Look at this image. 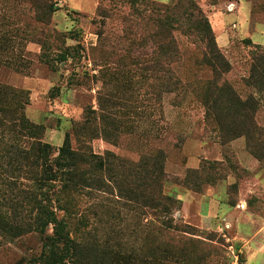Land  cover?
Segmentation results:
<instances>
[{"label":"rangeland","instance_id":"374dc122","mask_svg":"<svg viewBox=\"0 0 264 264\" xmlns=\"http://www.w3.org/2000/svg\"><path fill=\"white\" fill-rule=\"evenodd\" d=\"M199 5L233 67L222 80L259 100L262 131L254 141L225 144L207 124L195 86L214 75L180 35L184 58L174 69L189 85L187 94H165L157 103L154 48L138 49L125 39L122 20L135 10L124 0H0V84L16 115L45 128V143L59 148L69 133L74 148L103 158L110 153L116 169L123 160V179L131 183L144 156L165 153L164 194L178 201L170 216L121 197L109 174L108 190L61 194L72 237L109 253L110 263L264 264V89L246 86L250 51L264 46V0ZM99 8L114 16L101 20ZM138 56L141 64L133 61ZM87 116L91 131H74ZM8 120L0 126V264H27L42 255L43 235L2 231L6 224L32 223L26 204L34 184L27 170L15 168L17 136Z\"/></svg>","mask_w":264,"mask_h":264},{"label":"trees","instance_id":"16d2710c","mask_svg":"<svg viewBox=\"0 0 264 264\" xmlns=\"http://www.w3.org/2000/svg\"><path fill=\"white\" fill-rule=\"evenodd\" d=\"M109 1L113 3L118 0ZM124 1L135 10L131 19L130 15H124L122 20L127 24L125 39L138 49L148 45L154 48L152 61L157 72V103L162 101L165 94H187L189 85L181 81L174 69V65L184 58L180 35L191 41L195 49L201 52L202 64L210 67L214 75L213 79L195 86L197 96L205 108L207 124L217 131L225 144L241 137L254 141L255 134L262 131L256 122L259 100L253 94L244 98L229 81L222 80L233 67L218 45L213 27L200 7L199 0H176L170 4L157 0ZM141 6L143 10L138 9ZM98 16L106 21L114 15L107 9L99 8ZM37 20L44 22V13L39 11ZM253 48L250 51L252 62L246 86L260 91L264 89V46L253 45ZM62 59L66 60L67 55H63ZM141 59L138 56L133 61L141 64ZM21 106L23 104L19 103ZM13 111L15 108L13 101L9 100L8 88L0 84V126L10 119L13 133L17 136V144L13 146L17 151L12 155L15 163H18L15 168L22 172L27 170L34 184L28 191L26 204L31 208L32 223L6 224L2 226V231L14 237L36 231L43 235L44 241V251L40 258L27 264H115L109 262V253L106 251L99 253L91 245L73 238L68 230L67 216L61 215L62 211H66L61 194L66 196L83 190H108L107 174L116 184L121 197L130 196L145 207L157 210L159 217L170 216L178 209V201L164 194L167 178L166 157L162 150L141 159L131 170V175L134 174L131 183L123 179V160L120 159L116 169L109 159L114 158L113 155L108 153L109 156L103 158L76 149L69 133L59 148L45 143V128ZM90 124L92 119L87 116L84 122L75 124L74 131L78 132V127H81L83 134L87 129L90 132ZM19 143L21 146L25 144L27 148L19 146ZM128 183L131 187H126ZM55 191L58 197L53 199L50 195ZM25 218L27 216L21 222H25ZM49 229L52 230L50 234Z\"/></svg>","mask_w":264,"mask_h":264}]
</instances>
